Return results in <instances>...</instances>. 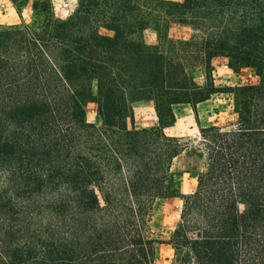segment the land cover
I'll return each instance as SVG.
<instances>
[{"label":"trees","instance_id":"1","mask_svg":"<svg viewBox=\"0 0 264 264\" xmlns=\"http://www.w3.org/2000/svg\"><path fill=\"white\" fill-rule=\"evenodd\" d=\"M10 1L32 19L0 26V264H156L154 217L176 195L173 264H264V0H78L66 18L53 0ZM173 20L192 37L172 39ZM220 55L260 82L234 89L232 125L197 118L204 164L180 193L188 141L166 129L221 92ZM137 101L157 127L129 126Z\"/></svg>","mask_w":264,"mask_h":264},{"label":"rangeland","instance_id":"2","mask_svg":"<svg viewBox=\"0 0 264 264\" xmlns=\"http://www.w3.org/2000/svg\"><path fill=\"white\" fill-rule=\"evenodd\" d=\"M53 2L55 14L59 18L70 16L78 5V0H53ZM31 19V6L18 11L10 0H0V26L29 23ZM102 31L111 33L106 29ZM193 32L192 25L175 20L170 23L168 29L169 36L176 40L190 39ZM145 39L150 44H158L157 33L154 29L149 28L145 31ZM212 69V77L215 84L221 87V92L213 94L209 100L201 102L195 107L190 104L177 106V122L173 127L166 129L168 134L183 136L188 141V146L175 158L173 165L174 170L179 173L180 193H188L194 190L197 185V173L204 164L197 118H199L201 125L211 123L223 127L232 125L238 119L234 106V89L240 85L258 84L260 82V77L255 69L244 67L235 72L229 67L228 59L222 55L212 59ZM194 76L200 84H204L203 66L195 67ZM87 119L103 127L95 102H90L87 106ZM129 126L157 127V115L153 105L147 103L144 106H135L134 118L129 120ZM182 206L183 199L180 195H176L165 199L155 214L154 228L163 240V243L160 244L159 258L156 264L174 263V249L169 244V239L180 219Z\"/></svg>","mask_w":264,"mask_h":264},{"label":"crops","instance_id":"3","mask_svg":"<svg viewBox=\"0 0 264 264\" xmlns=\"http://www.w3.org/2000/svg\"><path fill=\"white\" fill-rule=\"evenodd\" d=\"M217 85V84H216ZM209 100V99H208ZM207 101V100H206ZM204 102V101H203ZM152 104L153 105V107H154V103L152 102V101H137V102H135L134 104H133V107H135V106H138V105H141V106H144L145 104ZM177 122V121H176ZM174 126V125H173ZM173 126H171V127H173ZM170 128V127H169ZM168 129V128H167Z\"/></svg>","mask_w":264,"mask_h":264}]
</instances>
